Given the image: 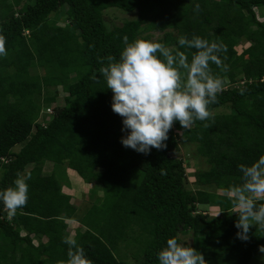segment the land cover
<instances>
[{
	"label": "trees",
	"instance_id": "obj_1",
	"mask_svg": "<svg viewBox=\"0 0 264 264\" xmlns=\"http://www.w3.org/2000/svg\"><path fill=\"white\" fill-rule=\"evenodd\" d=\"M23 1L0 0L7 51L0 56V191L22 172L30 175L29 198L12 216L0 202V264L66 261L67 219L81 225L74 239L93 264H159L167 239L189 244L186 235L207 264H250L264 230L252 227L247 241L237 238L238 217L225 189L241 183L239 165L264 155V21L256 11L264 0ZM110 8L138 17L112 27L104 16ZM154 32L164 33L154 42L189 62L196 50L181 47L180 36L222 45L221 66L210 68L225 84L209 105L210 119L188 129L176 122L166 149L145 155L121 144L122 118L111 109L113 93L99 70L108 55L119 60L124 36L152 41ZM242 43L248 47L240 53ZM59 89L63 106H56ZM189 144L209 166L193 173L194 189L179 155ZM67 170L103 193L81 218L63 192ZM142 237L136 263L122 260L119 244Z\"/></svg>",
	"mask_w": 264,
	"mask_h": 264
},
{
	"label": "clouds",
	"instance_id": "obj_2",
	"mask_svg": "<svg viewBox=\"0 0 264 264\" xmlns=\"http://www.w3.org/2000/svg\"><path fill=\"white\" fill-rule=\"evenodd\" d=\"M196 8L198 10L199 5ZM123 43L125 47L119 60L108 55L100 60L102 64L106 60L107 65L99 71L107 89L113 93L111 109L122 118L121 131L125 135L120 142L125 148L145 155L153 148L164 150L176 122L182 129H188L195 121L212 117L209 105L217 102L225 82L212 73L210 64L221 66L222 45L199 36L191 39L180 36L181 47L196 50L189 62L187 55L174 54L159 42L137 39L130 43L124 36ZM5 44L6 38L0 35V56L7 55ZM158 53L163 60L158 58ZM223 71H227V66H223ZM244 91L241 88V94ZM239 171L241 183L225 189V193L238 217L236 236L247 241L252 227L264 230V203H257L264 201V155L250 166L239 165ZM29 179V174L17 172L13 186L0 191V202L10 216L26 206ZM62 242L68 246V259L57 264H93L72 236L65 237ZM259 251L264 253V245L259 246ZM157 259L159 264H207L201 252L175 237L167 239Z\"/></svg>",
	"mask_w": 264,
	"mask_h": 264
},
{
	"label": "rangeland",
	"instance_id": "obj_3",
	"mask_svg": "<svg viewBox=\"0 0 264 264\" xmlns=\"http://www.w3.org/2000/svg\"><path fill=\"white\" fill-rule=\"evenodd\" d=\"M24 0L22 3H24ZM67 8H65L66 10ZM64 10V11H65ZM257 17L260 21H264V9H256ZM106 22L114 27V26H122L125 22L132 21L137 19L138 13H126L121 11L120 9L110 8L104 12ZM53 17V16H52ZM64 19L66 17H63ZM66 23V22H65ZM58 24L64 25V22L59 21ZM152 41H157L158 39H162L164 33L154 32ZM246 47H248L247 43H242L237 47V50L241 53ZM64 97L65 94L59 89V98L56 106L64 105ZM48 112V111H47ZM49 117H51L49 115ZM21 148V145H18L14 148V151H17ZM179 155L184 159L185 166L187 168V174L189 177V185L190 189H194V177L193 173L196 171H207L209 169L208 164L205 159L202 158L198 153L197 149L194 145H181ZM52 169L51 164H46L45 173L50 172ZM67 175L70 180L69 186H64L63 192L71 196V204L79 210L78 217H84L88 215L90 208L99 203V201H95L97 197H101L103 193L99 190V185L97 183L86 184L82 178L73 170H67ZM64 177H61L63 179ZM97 190V191H96ZM93 191H96V195L93 194ZM222 193V192H220ZM217 208H213L211 210L208 208L206 211L210 212L212 215H217ZM202 211V208H199ZM68 229L66 234L68 236L75 237L78 230H81L82 227L77 220L67 219ZM137 229V228H136ZM137 232V231H136ZM183 240H186L189 244L192 243V235L182 236ZM144 238H140V241L137 243L132 242L131 246L128 243H120L118 247V252L122 260L126 262L136 263V254H142L144 247ZM37 243V242H36ZM39 243V242H38ZM37 243V244H38ZM250 264H264V253L258 251V253L254 256Z\"/></svg>",
	"mask_w": 264,
	"mask_h": 264
}]
</instances>
